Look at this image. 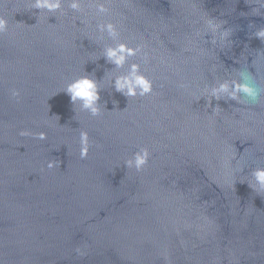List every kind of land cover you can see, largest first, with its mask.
Instances as JSON below:
<instances>
[{"label":"water","instance_id":"obj_1","mask_svg":"<svg viewBox=\"0 0 264 264\" xmlns=\"http://www.w3.org/2000/svg\"><path fill=\"white\" fill-rule=\"evenodd\" d=\"M99 2L109 15L94 0L55 13L0 0L9 22L0 34V264H264V193L248 183L264 167V40L255 35L264 4ZM209 19L229 30L226 40ZM107 22L119 40L98 38ZM119 42L143 47L123 68L105 55ZM132 63L152 93L116 91ZM83 75L99 84V116L64 91ZM233 81L261 90L259 100L232 99ZM225 82L219 100L207 95ZM140 148L151 155L137 172L126 161Z\"/></svg>","mask_w":264,"mask_h":264},{"label":"clouds","instance_id":"obj_2","mask_svg":"<svg viewBox=\"0 0 264 264\" xmlns=\"http://www.w3.org/2000/svg\"><path fill=\"white\" fill-rule=\"evenodd\" d=\"M68 3L70 9L76 12H82V3L83 0H31V8L39 9L41 11H47L50 13H55L63 9L65 3ZM96 3V14L100 15H109L110 9L105 6V3H100L99 0H94ZM261 4H264V0H260ZM208 29L212 32L215 37L219 35L220 40H226L230 35L229 30L223 28L222 24H218L214 19H209L207 21ZM97 29L101 33L98 37L103 39L104 33L113 40H119V29L116 24L112 22L107 23H98ZM9 30V22L3 16H0V34H4ZM255 35L260 39L264 40V28L258 30ZM213 43H216V40L213 39ZM143 52V47L137 45L135 47L129 46L127 43L119 42L115 47H108L106 51V58L110 63H114L117 68H123L131 57H136ZM143 58L146 62L147 53H144ZM129 75H118L115 78L114 86L116 91L123 93L127 97H136V96H145L153 91L152 82L144 75L141 71L140 63H132L129 69ZM235 83V89L229 92L230 84L225 82L218 89L212 90L211 93L207 92V95L215 97L217 100L221 98V92H229V95L232 99L238 101V103H244V100L238 93H243L244 97H251L253 102L259 100L261 90L250 86L248 83ZM64 91L70 96V100L73 105L77 101L82 102L84 109L88 110L92 116H99L102 112V108L99 105L100 101V87L98 82L90 75L80 76L71 82H69ZM21 95L20 90L12 89L11 96L13 98H19ZM218 107L213 110V114H218ZM21 136L32 135L28 130H23L19 133ZM38 140L44 141L47 140L46 132H39L34 135ZM92 145L89 141V136L86 131L80 132V158L86 159ZM150 152L147 148H140L134 154L133 158H130L126 161L127 168H135L137 172H140L148 164L150 159ZM59 161L50 160L47 163L49 169L59 167ZM252 180L248 181L251 188H253L257 193H264V167H256L252 173ZM76 253L79 256H83L86 253L82 251L81 248L77 247L75 249Z\"/></svg>","mask_w":264,"mask_h":264}]
</instances>
